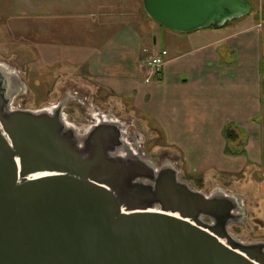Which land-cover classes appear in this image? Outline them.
<instances>
[{
  "label": "water",
  "instance_id": "1",
  "mask_svg": "<svg viewBox=\"0 0 264 264\" xmlns=\"http://www.w3.org/2000/svg\"><path fill=\"white\" fill-rule=\"evenodd\" d=\"M162 27H224L248 0H143ZM15 72L0 65V264H264V243L228 228L240 197L206 195L157 167L126 140L118 118L97 114L79 129L65 99L41 110L12 107ZM94 118V115H93ZM95 119V118H94Z\"/></svg>",
  "mask_w": 264,
  "mask_h": 264
},
{
  "label": "crops",
  "instance_id": "2",
  "mask_svg": "<svg viewBox=\"0 0 264 264\" xmlns=\"http://www.w3.org/2000/svg\"><path fill=\"white\" fill-rule=\"evenodd\" d=\"M122 1L101 0L91 8V0H52L66 5V15L52 12L51 52L57 56L66 45L62 58L71 73L88 83L89 91L99 86L148 119L166 145L180 151L189 173L232 176L256 167L254 173L260 174L251 182L264 222V27L254 26V40H240L233 26L191 33L163 27L159 37L168 44L164 47L155 36V21L144 13L122 12ZM0 12L10 10L0 6ZM96 17L103 20L99 26L93 25ZM3 18L12 19L4 13ZM78 32L81 40L72 42ZM63 36L67 44L60 40ZM163 50L168 60L148 82L147 61ZM227 147L235 154H227Z\"/></svg>",
  "mask_w": 264,
  "mask_h": 264
},
{
  "label": "rangeland",
  "instance_id": "3",
  "mask_svg": "<svg viewBox=\"0 0 264 264\" xmlns=\"http://www.w3.org/2000/svg\"><path fill=\"white\" fill-rule=\"evenodd\" d=\"M99 1L101 0H91V8L97 6ZM123 1L120 7L122 12L132 14L137 12L139 16L143 13L147 15L143 0H133L131 4H126ZM248 1L251 4L252 13L243 17H247L245 20H242L243 18L233 20L222 28L209 27L205 30H222L233 26L239 32L236 33L240 40L245 36L254 40V37L258 35L254 26L264 27V10L262 0ZM0 6L8 8L10 12H3L4 16L12 18L7 20L0 12V65L15 72L23 86V91L18 90L21 85L17 86V84H12L10 88V93L15 94L12 98L14 108L41 110L63 101L65 99L64 92L71 91L69 102L66 103V106L64 105L65 110L63 108V114L69 123L83 131L84 128L95 123L98 113L118 118L126 126V140L129 146L134 152L140 150L147 160L156 164L157 167L171 163L178 169L180 180L188 182L191 187L206 195L223 191L240 197L244 204L243 212L240 213L241 218L238 222L232 223L228 228L230 234L245 244L264 243V230H262L264 222L258 213L259 194L253 189L256 185L254 186L251 182L260 174L259 172L254 173L258 171L254 169L256 167H250L245 172L232 176L214 175L213 172L189 173L183 163L180 151L168 147L163 141L161 133L148 119L132 110L122 98L120 100L116 96L112 99L114 96L107 90H101L99 86H92V90L89 91L85 87L88 83L81 82L77 76L71 73V68L62 58L67 55L66 45L62 47L57 56L51 52L52 12H59L60 16L66 15L64 14L66 13L65 4L52 3V0H0ZM70 7V11H72L74 5L70 4ZM103 10L101 13L105 12ZM89 20L91 21V18ZM239 20L241 21L239 22ZM92 22L94 26H99L103 20L101 17H96ZM152 23L155 25L158 44L167 46L168 44L161 41L159 37L160 31H163L164 28L155 22ZM62 31L64 35L67 33L65 28ZM69 33L73 35V31H69ZM99 35L98 31L94 33V36ZM75 36L77 39L71 41L79 42L83 33L78 32ZM104 38L101 36L100 40ZM60 40L67 44L66 36L61 37ZM167 60L168 57L165 63ZM57 61L59 62L57 63ZM262 81H264V73Z\"/></svg>",
  "mask_w": 264,
  "mask_h": 264
},
{
  "label": "built area",
  "instance_id": "4",
  "mask_svg": "<svg viewBox=\"0 0 264 264\" xmlns=\"http://www.w3.org/2000/svg\"><path fill=\"white\" fill-rule=\"evenodd\" d=\"M167 57H168V52L162 51L161 53L154 55L148 59L147 66L150 73V76L147 79L148 82L152 77H154L155 75L161 72Z\"/></svg>",
  "mask_w": 264,
  "mask_h": 264
},
{
  "label": "trees",
  "instance_id": "5",
  "mask_svg": "<svg viewBox=\"0 0 264 264\" xmlns=\"http://www.w3.org/2000/svg\"><path fill=\"white\" fill-rule=\"evenodd\" d=\"M262 5H263V10H264V0H262ZM251 13H252V10H251V12L248 14V15H251ZM247 15V16H248ZM226 26V25H225ZM210 28H214V29H216V27H214V26H211ZM260 72L263 74L264 73V57H262V59H261V61H260ZM261 85H262V90H263V92H264V82L262 81V83H261ZM151 123V122H150ZM230 128V127H229ZM159 132H161V131H159ZM230 133V131L228 130L227 131V134H229ZM162 135V134H161ZM163 138V137H162ZM163 141H164V139H163ZM165 142V141H164ZM178 150V149H177ZM226 153L227 154H235L234 152H232V149L231 148H229V147H227L226 148ZM242 153H244V151L242 152ZM236 154H237V152H236Z\"/></svg>",
  "mask_w": 264,
  "mask_h": 264
},
{
  "label": "flooded vegetation",
  "instance_id": "6",
  "mask_svg": "<svg viewBox=\"0 0 264 264\" xmlns=\"http://www.w3.org/2000/svg\"><path fill=\"white\" fill-rule=\"evenodd\" d=\"M65 94H64V98H65V106H66V103H68L69 102V99H70V97H71V95H70V93H72L71 91H69V92H64ZM64 110H65V108H64Z\"/></svg>",
  "mask_w": 264,
  "mask_h": 264
},
{
  "label": "bare ground",
  "instance_id": "7",
  "mask_svg": "<svg viewBox=\"0 0 264 264\" xmlns=\"http://www.w3.org/2000/svg\"><path fill=\"white\" fill-rule=\"evenodd\" d=\"M135 150V149H134Z\"/></svg>",
  "mask_w": 264,
  "mask_h": 264
}]
</instances>
